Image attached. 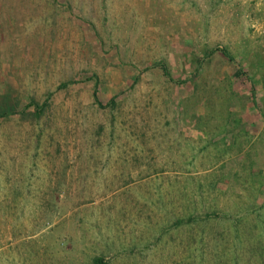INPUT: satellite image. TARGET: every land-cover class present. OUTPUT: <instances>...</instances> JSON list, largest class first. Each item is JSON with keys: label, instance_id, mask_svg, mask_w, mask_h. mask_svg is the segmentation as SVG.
<instances>
[{"label": "rangeland", "instance_id": "374dc122", "mask_svg": "<svg viewBox=\"0 0 264 264\" xmlns=\"http://www.w3.org/2000/svg\"><path fill=\"white\" fill-rule=\"evenodd\" d=\"M96 260L264 264V0H0V264Z\"/></svg>", "mask_w": 264, "mask_h": 264}, {"label": "trees", "instance_id": "16d2710c", "mask_svg": "<svg viewBox=\"0 0 264 264\" xmlns=\"http://www.w3.org/2000/svg\"><path fill=\"white\" fill-rule=\"evenodd\" d=\"M213 53V52H212ZM224 53V55L226 56V57H228L229 58V60H231V61H233V59L231 58V56H229V54L227 53V52H223ZM162 69H163V71H164V73L165 74H167V69L163 66L162 67ZM97 88V87H96ZM97 91L95 92V97H96V99H97ZM110 103H113V100H111V102ZM95 263H102V261L101 260H96V262Z\"/></svg>", "mask_w": 264, "mask_h": 264}]
</instances>
